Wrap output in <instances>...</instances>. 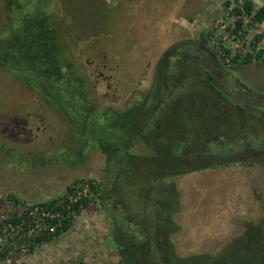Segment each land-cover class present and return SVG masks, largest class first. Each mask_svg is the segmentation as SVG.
<instances>
[{
  "label": "rangeland",
  "instance_id": "obj_1",
  "mask_svg": "<svg viewBox=\"0 0 264 264\" xmlns=\"http://www.w3.org/2000/svg\"><path fill=\"white\" fill-rule=\"evenodd\" d=\"M243 1L51 0L50 3L56 11L55 19L61 16L58 21L62 25L66 55L84 68L97 101L116 108L134 102L136 93L147 92L155 64L168 45L195 38L203 30L213 31L208 44L224 57L228 71L222 75L213 69L212 74L216 88L227 100L211 90L208 94L215 96L213 102L204 99L200 104L186 105L184 110V98L180 96V108H176L184 110L185 118L190 111L201 113L207 106L210 109L214 106L213 112L225 111L223 144L232 148L254 144L257 152L239 155L262 159L264 34L259 40L256 36L263 32L264 22L252 25L246 16L239 34L231 38L236 19L232 9L242 7ZM251 1L255 8L264 5V0ZM2 16L0 20L4 23ZM225 49L230 55L225 56ZM259 50L263 51L259 59L248 63L239 58L232 61L233 55L244 56L247 51L255 55ZM72 138L52 107L39 103L32 92L0 72V219L21 214L25 206L62 196L76 178H100L104 156L90 145L78 157L82 144L73 143ZM136 151H142V147ZM175 180L181 208L175 216L180 229L174 241L180 255L230 251L234 241L244 237L248 225L253 233L252 225L264 218V163L238 162L180 175ZM0 240L4 244L2 237ZM12 249L6 257H0V264H119L118 251L110 239L109 220L92 204L76 216L69 230L52 241L30 253L17 245H12Z\"/></svg>",
  "mask_w": 264,
  "mask_h": 264
},
{
  "label": "trees",
  "instance_id": "obj_2",
  "mask_svg": "<svg viewBox=\"0 0 264 264\" xmlns=\"http://www.w3.org/2000/svg\"><path fill=\"white\" fill-rule=\"evenodd\" d=\"M50 1L0 0V17L5 19L4 23L0 20V72L10 75L39 103L45 102L60 115L73 143L82 144L78 157L91 145L104 156V164L100 178H76L62 196L25 206L21 214L0 219L4 241L0 242V257L14 251L12 245L22 250L26 243L25 251L30 253L59 237L92 204L109 220L119 264H264V218L252 225L253 233L248 225L244 237L234 241L227 252L183 256L174 241L180 229L175 216L181 208L175 178L238 162L264 163V157L239 155L257 152L254 144L234 148L223 144L225 111L213 112L214 106H207L201 113L190 111L189 117H184L186 105L200 104L204 99L213 102L215 96L208 94L211 90L227 100L216 88L212 74L214 69L226 75L228 69L224 57L208 44L213 31L203 30L195 38L168 45L155 64L147 92L136 93L134 102L116 108L97 101L84 68L66 55L58 21L61 16L55 19ZM232 12L236 19L231 35L239 34L246 16L252 25L264 22V5L255 8L251 0H244L242 7H234ZM263 34L264 30L256 39ZM252 53L233 55L232 61L239 58L248 63L259 59L263 51ZM227 54L230 52L225 49ZM180 96L184 110L178 109ZM141 147L142 151H136ZM85 180L89 188L78 197L74 185ZM34 207L38 211L31 214ZM36 218H41L45 229L28 237Z\"/></svg>",
  "mask_w": 264,
  "mask_h": 264
},
{
  "label": "built area",
  "instance_id": "obj_3",
  "mask_svg": "<svg viewBox=\"0 0 264 264\" xmlns=\"http://www.w3.org/2000/svg\"><path fill=\"white\" fill-rule=\"evenodd\" d=\"M234 35L231 36V38H233ZM74 188H75V192L77 194V196L79 197L80 193L83 192V193H86L87 192V189L89 188V184L88 182L85 180L83 182H79L78 184H75L74 185ZM72 200H75V198L73 197H70ZM38 211V208L37 207H34L33 211L31 212V214H35L37 213ZM42 215H46L45 213H42ZM33 225L31 226V228L28 229V237H32L33 235H39L43 229H45V226L44 224L41 223V218H36L34 221H33ZM50 231H53L54 230V227H49L48 228ZM22 250H26L27 249V244L24 243L22 244Z\"/></svg>",
  "mask_w": 264,
  "mask_h": 264
}]
</instances>
